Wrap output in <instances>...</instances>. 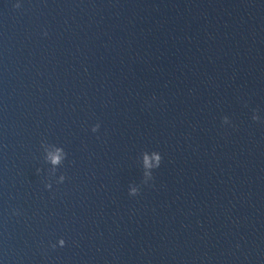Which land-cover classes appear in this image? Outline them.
Instances as JSON below:
<instances>
[{
  "label": "water",
  "instance_id": "1",
  "mask_svg": "<svg viewBox=\"0 0 264 264\" xmlns=\"http://www.w3.org/2000/svg\"><path fill=\"white\" fill-rule=\"evenodd\" d=\"M16 3L0 0L3 264H264V0Z\"/></svg>",
  "mask_w": 264,
  "mask_h": 264
},
{
  "label": "clouds",
  "instance_id": "2",
  "mask_svg": "<svg viewBox=\"0 0 264 264\" xmlns=\"http://www.w3.org/2000/svg\"><path fill=\"white\" fill-rule=\"evenodd\" d=\"M14 8L19 9L21 7V3L20 0H17V3L13 5ZM44 35H47V33L45 32ZM253 120L256 122H259V116L254 114L253 115ZM222 124L225 126H232V122L229 118L225 117L222 120ZM99 130V125L94 126L91 131L93 133L97 132ZM41 147L44 148V159L47 163L51 164L53 169L57 168L58 166H60L63 161L66 159V153L64 152V150L61 149H55V150H51L48 147H46L45 145H41ZM151 163L146 164L144 166V182L148 183L149 181H151L152 179V170L159 168L161 161H162V156L159 152H153L151 154ZM144 159L148 160L149 156L147 153L144 154ZM41 172L40 169H37V174H39ZM65 181V176L61 175L60 177L57 178V180L55 181V183L57 184H63ZM45 188L48 190L52 189V183H46L45 184ZM140 192V188L139 186L136 185H130L128 188V195L131 197H136L137 195H139ZM12 215H19V213L16 210H13ZM51 247L53 249H55L56 247H60L63 248L65 247V240L64 239H59L55 244H52ZM0 264H3V261L0 260Z\"/></svg>",
  "mask_w": 264,
  "mask_h": 264
}]
</instances>
